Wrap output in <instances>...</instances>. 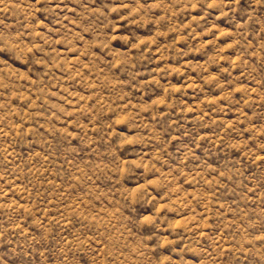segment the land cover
Instances as JSON below:
<instances>
[{
	"label": "rangeland",
	"instance_id": "1",
	"mask_svg": "<svg viewBox=\"0 0 264 264\" xmlns=\"http://www.w3.org/2000/svg\"><path fill=\"white\" fill-rule=\"evenodd\" d=\"M0 264H264V0H0Z\"/></svg>",
	"mask_w": 264,
	"mask_h": 264
}]
</instances>
